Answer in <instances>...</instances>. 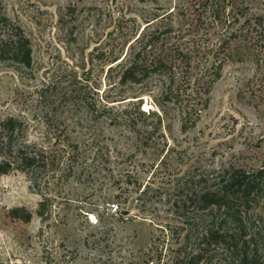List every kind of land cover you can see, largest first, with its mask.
I'll return each mask as SVG.
<instances>
[{"label":"rangeland","instance_id":"obj_1","mask_svg":"<svg viewBox=\"0 0 264 264\" xmlns=\"http://www.w3.org/2000/svg\"><path fill=\"white\" fill-rule=\"evenodd\" d=\"M195 1L0 0L32 47L29 69L0 61V117L46 150L50 198L40 216L30 176L0 175V264H188L187 181L264 166V53L220 46ZM235 3L239 22L264 15ZM210 249L199 264H228Z\"/></svg>","mask_w":264,"mask_h":264},{"label":"trees","instance_id":"obj_2","mask_svg":"<svg viewBox=\"0 0 264 264\" xmlns=\"http://www.w3.org/2000/svg\"><path fill=\"white\" fill-rule=\"evenodd\" d=\"M193 4L197 12H215L216 24L225 36L220 46L241 39L264 53V15L250 17L242 13L244 19L239 22L232 12L237 5L235 0H197ZM228 6L232 9L228 10ZM236 21L239 25L233 28ZM0 61H10L16 69L32 67L29 38L20 25L4 15L1 7ZM27 133L25 120L12 115L0 117V175L13 170L27 173L32 187L42 195L37 213L44 216L50 205L46 194L48 155L27 139ZM186 202L187 238L192 234L199 241L196 249L187 252L188 264H199L211 246L221 251L228 264H264V166L246 169L228 164L207 168L198 181H187V201L176 199L173 205L180 208ZM20 210L24 209L15 208L14 216L29 221L31 213L26 211L21 216Z\"/></svg>","mask_w":264,"mask_h":264},{"label":"built area","instance_id":"obj_3","mask_svg":"<svg viewBox=\"0 0 264 264\" xmlns=\"http://www.w3.org/2000/svg\"><path fill=\"white\" fill-rule=\"evenodd\" d=\"M118 209V204H113V210L116 211ZM89 220L90 222H96L97 218L95 217V214H89Z\"/></svg>","mask_w":264,"mask_h":264}]
</instances>
